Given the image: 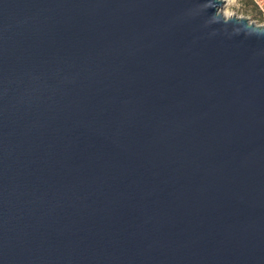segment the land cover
Returning a JSON list of instances; mask_svg holds the SVG:
<instances>
[{"label": "water", "instance_id": "1", "mask_svg": "<svg viewBox=\"0 0 264 264\" xmlns=\"http://www.w3.org/2000/svg\"><path fill=\"white\" fill-rule=\"evenodd\" d=\"M224 0H0V264H264V25Z\"/></svg>", "mask_w": 264, "mask_h": 264}, {"label": "rangeland", "instance_id": "2", "mask_svg": "<svg viewBox=\"0 0 264 264\" xmlns=\"http://www.w3.org/2000/svg\"><path fill=\"white\" fill-rule=\"evenodd\" d=\"M231 15L247 18L254 24L264 25V17L259 13L252 0H231L225 5Z\"/></svg>", "mask_w": 264, "mask_h": 264}, {"label": "built area", "instance_id": "3", "mask_svg": "<svg viewBox=\"0 0 264 264\" xmlns=\"http://www.w3.org/2000/svg\"><path fill=\"white\" fill-rule=\"evenodd\" d=\"M259 13L264 17V0H252Z\"/></svg>", "mask_w": 264, "mask_h": 264}, {"label": "bare ground", "instance_id": "4", "mask_svg": "<svg viewBox=\"0 0 264 264\" xmlns=\"http://www.w3.org/2000/svg\"><path fill=\"white\" fill-rule=\"evenodd\" d=\"M229 2H231V0H224V5H223L222 13L225 16H230L231 15L227 10H225V5H227Z\"/></svg>", "mask_w": 264, "mask_h": 264}]
</instances>
